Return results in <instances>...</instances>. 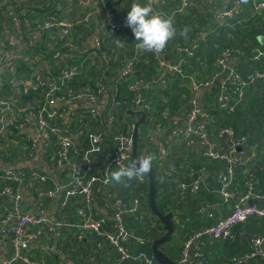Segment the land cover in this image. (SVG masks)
Wrapping results in <instances>:
<instances>
[{
  "label": "built area",
  "instance_id": "built-area-1",
  "mask_svg": "<svg viewBox=\"0 0 264 264\" xmlns=\"http://www.w3.org/2000/svg\"><path fill=\"white\" fill-rule=\"evenodd\" d=\"M15 1L0 0V8H5L6 18L9 21L4 23L0 19V156H5L11 147L17 145V136L29 143L31 156L35 158L42 157L57 141L59 150L55 153L56 163L62 165L64 170L68 171V181L65 184L53 181L52 187L44 193L33 192L28 194L23 187V183L27 178H30L31 181L46 183L48 175L45 172L38 171L32 162L17 164L7 163L0 159V183H2L0 184L2 186L0 187V264H41L45 255L53 247H39L43 229L46 228L48 232L56 234L58 229L64 225L57 214L50 212L44 206L43 201L45 198H58L62 191H65L69 197H81L83 200L85 207L77 209V215L83 219L81 223L76 225L80 231L78 237L80 238V235L85 231H94L105 236L112 247L116 249L118 258L106 264H125L130 259L141 260L142 264H158L152 256L139 254L132 257L120 245V241L127 237L122 226V216L133 214L137 209L138 201L134 200L132 209L123 207L120 200L114 201L112 205L113 220L117 233L102 232L103 218L95 220L91 214L94 201L92 187L100 178H102L104 185L108 184L107 172L102 177L92 174V162L85 154L82 161L77 163L71 162L68 157L69 153L74 150V141L66 134L65 124L70 121L71 117H75L80 123L84 120L83 115L75 113L74 101L81 103L79 110H86V113L93 119H97L104 111V108L102 109L100 105L104 106L105 97H103L102 102L99 101L104 88L97 84V91L83 90L72 98L58 96V92L62 88L65 89L71 81L82 73L86 54L77 62L66 63L67 59L77 57L76 40L73 35L80 36L82 28H89L92 25L87 43L92 50H99L105 41L115 39L114 32L123 28L131 31L130 28L125 26V22L112 21L111 10L119 7L120 0H86L90 4L89 9L84 8L83 2L85 0H78L81 9L71 18L69 17L71 0H34V4L33 1L31 3L37 11H46L43 13V21L36 19L31 23L25 19L26 8H24V2L17 1L19 9L23 8L24 10H19V15L24 21L22 23L18 21ZM148 2L155 5L160 0H149ZM179 2L180 8L177 12H182L192 6L191 0H179ZM252 2L255 12L264 23V0H252ZM228 4L227 9L216 14L215 18L218 21H227L241 12L239 1ZM66 9L69 10L68 13H66ZM204 36L205 34H202V37ZM196 47L197 45H194L192 49ZM185 51L187 52V50ZM141 54L144 56V52L135 47V56L123 59V67L119 73L120 81H126L131 77L133 65L139 60L137 56ZM188 55L191 56L192 52H189ZM261 56H264V54L257 51L250 60L257 61ZM230 59V51H223L216 61L217 65L221 67V71L215 74L210 82L204 84L191 83L193 98L190 102L193 110L184 126L172 130L171 137L174 139L183 136L189 139V142L198 139L202 146H206V157L214 160H225L229 163L227 171L219 176V182L221 194L226 199H233V209L229 215L220 219L216 224L195 231L184 243L181 260L177 264H192V259L203 257L202 248L199 244L200 240L205 238L229 239L232 235V229L236 225L253 216L264 218V208L247 204L248 199L253 198L251 193L238 197L237 200L235 195L227 190L232 181L233 166L244 165L245 161L214 150L206 131L205 119L207 115L197 102L196 95L199 89L220 78L218 105L221 109L232 112L239 100L242 99L244 88L264 79V72L258 69L253 70L245 77L240 76L233 67L229 66ZM157 60L159 69L180 73L181 67L179 64L166 62L163 59ZM19 64L25 66V74L18 73ZM44 75L47 76V80H44ZM20 77L21 79H19ZM159 83L163 82L145 83L136 80L131 84L130 91L137 93L139 90H153ZM7 84L9 90L5 93L4 86ZM26 94H28L27 96L38 94L41 98L36 103H29L30 105L20 107L16 102L22 95ZM114 103L118 102L114 101ZM58 105H63V108L59 110ZM134 106L144 112L150 110L141 95H137ZM60 116H63L64 127L57 129L52 126V123ZM111 116L105 122L106 128L112 123L113 114ZM6 124L15 126L17 133H12L6 127ZM162 129V126L157 124L154 132L160 133ZM219 134L220 136H226L233 148L232 151L241 147L244 142L243 138H234V131L230 128L221 130ZM111 140L116 144V147L108 167H111L114 171L120 166L129 164L133 140L131 134L128 135L121 131L114 134ZM105 142L106 137L103 135L99 133L91 135L92 152H100V145ZM156 146L158 159L161 160L167 154L168 147L161 141H157ZM253 181V178L248 181L250 190H252ZM5 183L7 184L5 185ZM203 185L202 179L197 178L188 184L179 183L177 189L180 193L187 192L191 195H197ZM257 199H264V195L257 197ZM23 205L27 207L26 211L21 210ZM63 206L64 204L61 205V208ZM141 215L138 216L139 220L144 218ZM138 240L141 241V239ZM263 244L264 233L252 239L250 252L243 259L233 260V264H241L242 260H248L255 256L264 259ZM37 247L40 250L39 261L31 259L29 256L30 250ZM98 247L100 248V245ZM191 250L194 252L191 253Z\"/></svg>",
  "mask_w": 264,
  "mask_h": 264
},
{
  "label": "trees",
  "instance_id": "trees-1",
  "mask_svg": "<svg viewBox=\"0 0 264 264\" xmlns=\"http://www.w3.org/2000/svg\"><path fill=\"white\" fill-rule=\"evenodd\" d=\"M17 1L24 2V5H25L24 8H26L25 9L26 10L25 19L29 23H31V21H34L36 19H40V21L44 20L43 13L46 10L37 11L35 9V6L33 7L34 0H31V1L30 0H24V1L16 0L15 5H17V7L15 8V11H16L17 19L20 23H22L24 19L19 15V10H22V11L24 10L23 8L19 9V4H17ZM32 1H33V4L31 3ZM120 1L122 2L124 10H127L129 12L134 0H120ZM234 1L240 2L241 12L233 16L231 19H228L227 21H224V22H220L216 19L218 24H215L214 26L215 28H213V30L211 29L212 30L211 33L209 30H204L201 27L197 26V24L193 25V23H196V22L191 21L190 17H188L186 14L188 13V10H190L191 7L187 8L186 10L182 12H177L178 9L180 8V2H179L178 6L174 9L175 14H174V17L172 18L174 22V26L177 24L186 25L190 23L191 26L189 29L191 30L193 26L195 27V34L197 33L196 34L197 40L192 41L187 44L177 43L176 44L177 47L174 48L177 54V57H176L177 59L175 61L172 62L169 59H165L164 57H162V59L166 62H171L173 64H176L178 63L179 59L186 58V63L182 65V73L180 74L165 73L164 71H159L160 69H159V64L157 60V63L155 65L156 73L154 74L153 77L150 76L149 74L147 77L139 76L136 73V70L138 66L142 64V60H144L145 58H148L149 62H155L153 58V53L145 51L144 56H142L143 53L137 56L139 61L135 62L133 65V73L131 75V79H128L126 81H120L119 73L123 67V59L135 56V41L133 37H131L132 34L129 33L130 34L129 35L127 34L126 31H125L126 33H123L124 31H120L117 34H114V36L116 35L117 38H121L127 41V47H125L126 50L122 49L120 51H117L115 50L113 46H111V48L114 51L112 52V54H110L109 49H108L109 45L106 42L101 46L99 50H92V49L89 50V52L84 57L82 73H80V76L77 77L79 78V81L77 84L79 85L78 88L75 90L71 89V84L72 83L74 84L76 81V78H75L69 84L70 87L67 86L65 89L62 88V90L58 92V96L72 98L83 90L97 91L98 90L97 84H100L104 88V90H106V92H107V89L110 90V92L112 93L110 98L118 103H113L114 101L112 100L113 101L112 102L111 99L108 100V106H107V109L105 110L106 108V101H105L104 106L100 105L102 109L104 108V111L101 113V116L97 117V119H93L88 113H86V110L78 109L81 106V103H78V101H74V107H75L74 109H76L75 113L77 115H83L84 120H82V122L80 123L75 117H71L70 119L71 121L65 124L64 128L67 130L66 134L70 136L73 141L79 137V140H78L79 146H76L73 143L74 150H72L68 155L70 161L75 162V163L80 162L82 161L83 155L85 154L86 156L89 157V159L92 162V166H93L92 174L102 177L103 174L107 172L106 174L109 179L110 172L113 170L111 167H108V163L113 158L115 147H116V144L111 140L109 132L113 125L118 126V124L120 125L121 123L120 121H123V125H121L120 130H118L117 132L121 131L122 133H125L128 135L131 134L132 136L134 124L136 122L133 123L131 119L135 116L128 114L126 111H129V112L135 111L136 108L134 107V102L136 100L137 95H141L145 103L150 108L148 112H145L146 119L144 123L138 128L139 131H138L137 159L140 157V149H141V142H142L141 130L149 123L150 120L153 119V122L156 123L154 127L153 125L149 126V127H153L150 132L154 131V128L157 124H160L162 128H164L165 123L171 120L170 122L171 127L169 129L170 131L169 138L172 140V137H171L172 130L175 128L182 127L183 126L181 125L182 123L185 125L189 115L191 114L193 110V107L190 102L191 99L193 98L191 83L194 82V83L204 84V83L210 82L212 77L221 71V67L217 65L216 61L220 57L221 53L225 50L230 51L231 59L235 57L236 59L241 58V56H245L247 58V61L251 67L244 74L241 73V71H239L235 65H232L229 63V66L233 67L240 76L245 77L250 72L256 69L264 72V56H261L257 61L250 60L251 57H253V55L257 51L262 52L264 54V23L262 22L261 18L255 12L252 0H247L246 3L242 2V0H223V2L227 4L228 3L231 4ZM78 2H79L78 0L70 1L71 3L70 18L73 17L79 9H81V7L78 5ZM250 9L253 12L254 19H252L251 21L243 22L242 20L244 19V16L246 15V11ZM2 15H5L4 19H2ZM0 19L4 23L9 22L8 19L6 18L5 8L3 7L0 8ZM203 32H206V36L204 37L199 35ZM129 37H131L132 42H130ZM194 45H197V47L195 49H192V46ZM127 49L129 51H127ZM179 49H184V51L187 50V52L185 53L179 52ZM165 50H167V47H165ZM115 51H117L118 53ZM189 52H192L191 57H186V55H188ZM98 56L101 57L102 59L104 58L103 62L102 63L100 62V64L97 63ZM179 56H182V57L178 59ZM188 60H189V64H188ZM99 61H100V58H99ZM190 66L197 67L198 69H206L208 67L210 68L211 73L204 79L197 80V79H194L192 75L185 74L184 68H187ZM18 73H24V74L26 73V68L23 64H19ZM161 75H164V76L162 77ZM19 79H21V77ZM44 80H47L46 75H44ZM136 80H141L145 83H154L157 81H162L163 84L166 83L165 84L166 87L170 86L169 90H166V92L170 95L173 94V97H172L173 104L182 105L183 101H187L186 117L181 120V118L178 119L179 117L176 118V116H169L167 113H164L163 110L166 107L170 108L171 103H166V104L162 103V100L160 99L159 96L155 95L152 97V101L149 100L150 95L157 93V92H153L155 91V89L139 90L137 93L135 92L129 93L128 88H130L131 84ZM181 80L188 84L186 88L184 85H182L183 82ZM219 80L220 78L216 79L212 84L206 87H201L196 96H197L198 104L203 109L201 110L204 111L207 115V118L205 119L206 131L208 134L209 142L214 147V150L220 151L225 154L231 151L232 156L241 157V159L245 161V166L243 165L233 166V175L236 176V179L234 182H231L227 190L235 194L236 187L238 185L237 183L238 178H240V185H241V167L247 169L248 164L252 161L254 162L256 160V156L261 151L260 145L257 144L255 141H253L252 138L247 137L246 132L249 129L247 127H241V125L250 126L253 123V120L256 121L257 118H262V119L264 118V114H262L261 116L260 109L256 105V102L258 100H261L264 102V95L260 94L257 97H255L253 100H251L249 102L247 112L245 113L241 112V106L245 100V97H242L243 100L241 99L239 100V103L234 107L232 112H228L226 110L221 109L218 105V97L220 94ZM257 83L244 88L243 96L245 95V91L249 88V97L251 99L254 91L258 89H262L264 87V79ZM160 84L162 83L157 84V86ZM81 85L84 87H88V88L79 89ZM4 89H5L4 91L5 93L9 90L8 84L4 86ZM185 89H188V90H185ZM189 90H190V96L188 94ZM211 90L214 92L215 100L209 108H206L204 104L202 103V101H200V96L202 95V93L211 92ZM148 91H150V93L147 94ZM146 94L149 96V98H146ZM27 95L28 94L22 95L19 98V100L16 102V104L19 105L20 107H23L26 105H30L29 103H36L41 98V96H38L37 94L34 96H27ZM182 96H184V98ZM102 100H103V97L101 95L99 98V101L102 102ZM114 104L116 107H118L116 110L117 115H116V118L112 119V123L110 124V126L108 125L107 126L108 128H106L105 122L107 121L109 117H112L110 113V108L114 106ZM122 107L124 108L122 109ZM255 109H258V110L255 112ZM152 110L154 113L153 116H152ZM240 115L241 117L247 116L250 119L246 121H243V120L238 121V118L240 117ZM200 121H202V119H200ZM214 124H218L220 126L216 128V132L215 130H213ZM211 128H212L211 131H214L215 133H217L218 136H220L219 133L221 130L227 129V128L232 129L234 131V138L244 139V142L241 146V152L239 154H236L232 151L233 149L230 148L231 144L229 140L226 138V136H220L219 138L222 139L223 137L227 139L226 144L229 145V147L221 148V147L216 146L215 143L210 139V133H211L210 129ZM96 133H99L103 135L104 137H106V142L100 145V152H92L91 135H94ZM157 134L158 133L153 132V135L152 136L150 135V140L153 143V146L156 152V155H154L155 160L153 162L154 177L156 181H158L157 174H156V167L159 165L160 167L163 166L162 164L164 162L165 156L167 155L166 154L161 160L158 159V155H157L158 150H157L156 143L157 141H160V140L156 138ZM16 140L18 141L17 145L11 147L10 151L7 152L5 156H0V159L7 163L29 164L30 162H32L34 164L35 159L34 157L31 156V150H30L29 143L26 142L25 140H22L19 136L16 137ZM161 142H164V141H161ZM187 142L188 144H191V145L194 143H199L200 145L202 144L200 143L198 139H193L192 142H189V139H187L186 143ZM164 143L167 145L166 142ZM255 146H256V150H255ZM79 147L81 149H79ZM253 148H254V151H251V149ZM248 149H250L249 151L250 153L245 151ZM50 150H51V147L46 151L44 155H46ZM58 150H59V145L57 146L56 152ZM205 151H206V146L203 147L204 157H206ZM74 154H78L76 157L77 159L73 157ZM247 156H249L248 157L249 159L252 158L253 156L254 157L250 161L249 159L247 161ZM215 161L222 162L223 164L217 172L216 178L218 181L221 173H225L227 171L228 163L226 161H221V160H215ZM190 169L191 170H190V173H188L187 181H182L179 183L188 184V183L193 182L195 179L199 177L203 179L204 181L203 176L199 174V170H196L195 168H192V167H190ZM195 170L197 171V173ZM253 175H254V172L249 171L245 175V177H249ZM26 181H31V180L30 178H27ZM6 184L7 183H5V185ZM203 184H205V182H203ZM127 188L128 189H126L125 187H122L121 185L116 184L115 182H109L108 184L104 185L102 178H100V180L95 182L92 187L93 194H94V201L92 204V215L95 220L103 218L104 222L102 224L103 225L102 232L105 231L106 233L116 234L117 230L114 228L115 223L113 220L114 211L112 209V205L114 201H117V200L122 201L123 207H126L128 209H132L134 200L138 201L137 209L133 214H131L130 216H128V214H125L122 216V226H123L125 233L127 234V237L126 239L120 241V245L124 249H126L132 257H136L139 254H144L150 257L152 256V253H151L152 241L162 237L164 235V231L158 219L150 212L148 208V182H147L146 175L141 181H136V180L131 181L130 186ZM201 189H202V186L197 195H191L190 193H187V192L180 193L179 190L177 189V195H178L177 199H182V200L183 199L185 200L186 198L191 199L195 205L194 206L195 213H197V211H201L200 215L198 216L201 218L202 216L206 217V219H203V222L200 224V226L196 230L192 231L191 233L190 232L186 233L185 231L186 229L185 230L180 229L181 228L180 225L183 222V216H181L180 219L178 218L179 220H177V224L175 225V228L177 231L176 232L174 231V233L169 237V239L159 247V249L169 259H171L172 261H175L176 263H178L181 260V253L183 250L184 243L189 239V237L195 231L210 227L216 224L220 220L218 219L217 221L214 222L213 219H209L211 218L209 216L213 214V211L209 209L210 201L212 200L213 195H210L208 194L209 192H204ZM220 190H221V187H220ZM216 193L218 194V197H221L222 199H224L221 193L220 194L219 192H216ZM263 195H264V192L256 196H253L252 199H255V201L264 202V199H257V197H260ZM98 197H101L102 199V203H103L102 208L105 210L104 213H102V211L98 209V206H97ZM235 198L238 200V197H235ZM79 200H80V197H78L76 201H79ZM155 202L161 213L163 214L171 213L170 209L167 210L158 204L157 190L155 194ZM250 205L256 206L258 208H264V204L261 206L257 204H250ZM84 207H85L84 203H82L81 205H77L76 208L82 209ZM229 207L231 208L230 209V212H231V210L233 209V204H229ZM141 214L143 215L144 218L142 220H139L138 216ZM146 215H148L149 217H147ZM149 218L152 220L147 221V219ZM207 218L209 220H207ZM152 221H155V225L150 223ZM145 222H147L146 227L142 228L139 223L145 224ZM79 223H81L80 218H79L78 224ZM250 224H254V225L259 224V230H257L255 234L248 236V239L243 242V244L245 245V248L243 249V251H241V247L238 245L237 239L241 240V234L242 233L247 234L249 232L248 226ZM76 230L77 231L75 234V239L72 241L73 245L70 248L71 251L73 252H75L78 248L81 247V244H83V240L78 237L80 234V231L78 228H76ZM263 233H264V218L258 217V216L250 217L245 222L236 225L232 229V235H231V238L229 239H222V238L206 239L205 238V239L200 240L199 244L202 248L203 257L201 259H198V258L192 259V264H233V260L243 259L244 256L250 252L252 239L263 235ZM57 234L59 235L58 231L56 232L54 236V241L53 240L51 241V242H55L56 244V245L54 244V246L52 247V254L48 256L46 259H43L41 264H61L60 262L61 257L59 254L65 250H62L59 247V249L61 250L60 251L58 250V248H56V246H58V241L57 239H55L58 237V236L56 237ZM85 234H89L92 237V239L95 238V240L92 243V246L90 245L88 246L89 250L87 251V254H89V252L91 255L95 254L94 255V259H95V256L97 255L98 257V255L100 254L99 253L100 249L104 248L105 246L107 250H105L104 252L110 253V256H111V252L110 250H108L110 249L109 248L110 241L105 236L99 235L94 231H85L84 235ZM78 239H81L82 241H79ZM138 239H141V241H139ZM217 244H219L224 249L227 248L229 253L222 258L217 257V261H215V259L211 256L210 252L212 251L213 246H216ZM98 245H100V248L98 247ZM262 248L264 251V244ZM68 251L70 252V250ZM111 251H112V256H113L111 258L112 259L118 258V255H117L118 253L116 252V249L114 247H112ZM192 252L194 251L191 250V253ZM63 254L66 255L65 252H63ZM72 257L73 259L75 258L74 256ZM30 258L31 259L34 258L33 254L30 256ZM254 259L260 260L262 261V264H264V259L259 256H255L248 260H242L241 264H247L248 262ZM67 262L69 263L71 262L70 264H74L72 261L67 260ZM98 263H99V259L97 262L96 260H94V264H98ZM142 263L143 262L141 260H133V259H130L125 262V264H142Z\"/></svg>",
  "mask_w": 264,
  "mask_h": 264
},
{
  "label": "crops",
  "instance_id": "crops-1",
  "mask_svg": "<svg viewBox=\"0 0 264 264\" xmlns=\"http://www.w3.org/2000/svg\"><path fill=\"white\" fill-rule=\"evenodd\" d=\"M148 1L149 0H134L133 3L138 2L141 5H148V4H150ZM191 1H192V6H191L190 10H188V13H186L187 16L190 17L191 21L196 22V23H193V25L197 24V26L201 27L202 29L209 30L210 33L213 30V28H215L214 27L215 24H218V22L216 21V18H215L216 14L219 11L227 9L229 6V4H225L224 3L225 1L223 2V0H191ZM178 4H179V0H160L159 3H157L155 5H152V4H150V5L153 7L154 11L163 14L166 18L172 19L174 17V14H175L174 9L178 6ZM111 12H112V21L113 22H119V21L125 22L128 11L124 10V7H123L121 1H120L119 9L117 8L115 10H111ZM30 16H31V14H30ZM4 18H5V15H2V19H4ZM252 19H254L253 18V12L250 9V10L246 11V15L244 16V19L242 21L246 22V21H251ZM189 24H186V25L177 24V25H175L174 27L176 28L177 34L173 39H171L167 43V46H166L167 50L164 49L160 54H156V55L153 54V58H154L155 62H149L148 58H145L144 60H142V64L140 66H138L136 73L141 77H147L148 74L153 77L154 74L156 73L155 72L156 71L155 65L157 63V59H162V57H164L165 59H169L172 62L175 61L177 59L176 58L177 54H176V51L174 50V48L177 47L176 46L177 43H186L187 44V43H190L192 41L197 40V37H196L197 33L195 34V27L193 26L192 29L190 30L189 28H190L191 24L190 25ZM203 27H205V28H203ZM91 29H92V25L89 28H86V27L82 28L80 31L81 32L80 36H78L76 34L73 35V37L76 40L77 57L74 59H67L66 63H70L72 61L77 62V61L81 60L83 58V56L85 54H87L89 52V50H91L90 46L87 43V38L89 36V33L91 32ZM185 29H187L186 36H181L180 32L185 30ZM120 31H124L123 33L127 32V34H129V33L132 34V32L128 31L126 28L120 29L119 31L114 32L113 34H117ZM202 34H205V36H206V32H203L199 35L202 36ZM114 37H115L114 40H119L122 42V44L117 46V44L114 42V40L105 41L109 45V47H108L109 53L112 54V52L114 51L111 48V46H113L115 48V50H117V51H120L122 49L126 50L125 47H127V41L124 39H121V38H117L116 35ZM131 37H133V34ZM131 37H129L130 42H132ZM261 43H262V41H261ZM117 51H115V52H117ZM127 51H129V50L127 49ZM167 52H168V54H167ZM179 52L185 53L186 51H184L183 49H179ZM244 55H246V54H244ZM156 57H157V59H156ZM181 57L182 56H179L178 59ZM186 57H191V56L186 55ZM99 58H100V61H99ZM103 59L98 56L97 57V60H98L97 63H99V64H100V62L102 63ZM189 60H188V64H189ZM93 63H94V61H93ZM185 63H186V58H181V59H179L178 63H176V64H179L181 67L180 73H182V65H184ZM230 64L235 65L236 68L239 71H241V73H243V74L246 73L251 67L245 56H241V58H237V59H236V57L233 59H230ZM159 71H164L165 73H173V72L167 71L166 69H160ZM184 72H185V74L192 75L194 79L202 80L211 73V70L208 67L206 69H198L197 67L190 66V67L184 68ZM180 73H178V74H180ZM161 76L163 77L164 75H161ZM161 76H159V77H161ZM129 79H131V77ZM78 81H79V78H76L75 83L71 84L72 90H75L78 88V86H79V85H77ZM182 82H183L182 85H184L186 88L188 86V84L184 81H182ZM69 84H68V86H69ZM80 84H81V82H80ZM162 84L158 85L155 88V91H153V92H157V93L150 95V98L147 95L148 93H150V91H148L146 94V98H149V100L152 101L153 96H155V95L159 96L160 99L162 100V103H164V104L171 103L170 108L166 107L163 110L164 113H167L169 116H176V118L179 117L178 119L181 118V120L184 119L186 117V113H187V104H186L187 101H183L182 105L173 104V102H172L173 94L170 95L166 92V90H169L170 86L166 87V85H165L166 83H164L163 85ZM86 88H88V87H84L82 85L79 87V89H86ZM185 90H188V89H185ZM128 92L132 93L130 91V88H128ZM188 94L190 96V90H189ZM260 94L264 95V87L262 89H258L256 91H254L253 96L250 99L249 88H248L245 91V95L243 96V97H245V100L242 103L241 112H243V113L247 112L249 102ZM111 95H112V93L108 89H107V92H106V90H103V92H102V97H105L106 107L108 106V100L111 99L110 98ZM182 97L184 98V96H182ZM112 100L113 99H111V101ZM214 100H215V97H214V92L212 90L209 93H207V92L202 93V95L200 96V101H202V103L204 104V106L206 108H209L212 105V103L214 102ZM241 100H243V98ZM183 104H184V106H183ZM256 105L260 109L261 116H262V114H264V102L261 100H258L256 102ZM115 107L116 106L114 104V106H112L110 108L111 114H112ZM58 108H59V110L62 109L63 105H58ZM123 108L124 107H122V109ZM105 110H106V108H105ZM257 110L258 109H255V112ZM138 111H141V110L136 108L135 111H132V112L126 111L128 114L135 116L131 119L133 121V123H135L139 119V116L134 113V112H138ZM116 112L117 111H115V114H116ZM153 115H154V113L152 110V116ZM62 118H63V116L58 117L52 126L56 127L57 129H62L64 127V119H62ZM249 119L250 118L247 116L241 117V115H240V117L238 118V121L239 120L246 121ZM120 122H121L120 125L118 124V126L117 125L116 126L113 125L114 127L112 126V128L109 132L110 133L109 135L111 138L113 137L114 134L119 133L117 131L120 130L121 125H123V121H120ZM170 122H171V120L167 121L165 123L162 131L156 135V138H158L160 141L166 142L167 147H168L167 155L165 156L164 162L162 164L163 166L160 167V165H159L156 167V174H157V179H158V181H157L158 184H157V188H156L157 193H158V204L167 210L168 209L171 210V213L173 214V216H172L173 222L175 225L177 224V220H179L180 217L183 216V222L180 225V227H181L180 229H184V230L186 229L185 230L186 233H188V232L191 233L192 231L196 230L200 226V224L203 222V219H206V217L202 216V218H201L198 216V215H200L201 211H197V213H195V209H194L195 205L191 199H187V198H186L187 200L186 199L185 200L184 199L183 200L177 199V197H178L177 185L179 182L187 181L188 173H190V170H191L190 167L195 168L196 170H199V174H201L204 178V181H203V179H202V181L205 182V184L202 186L201 190L204 192H209L208 194L213 195L212 200L210 201V205H209V209L213 211V214H211L209 216L211 218L208 217L209 219H213V221L215 222L218 219H221L222 217L228 215L230 213V209H231L229 207V204H233L234 202H233V199H226L221 194L224 197V199H222L221 197H218V194L216 193V192H219V194L221 193L220 192V182H219V179L217 181L216 176H217L218 170L223 165L222 162L215 161L214 159L211 160V158L209 159L208 157L207 158L204 157L203 156V147L204 146L200 145L199 143H194L192 145L188 144V142L186 143L187 139L183 136L177 137V138H174L171 140L169 138V132H170L169 129L171 127ZM155 124L156 123L153 122V119H152L141 130L142 142H141L140 156H146L149 154L156 155L155 148L153 146V143L150 140V135L152 136L153 132H154V131H152V132H150V131L154 127ZM150 125H153V127H149ZM181 125L184 126L183 123ZM241 127H247L249 129L246 132L247 137L252 138L253 141H255L257 144H259L261 147V151L256 156V160L254 162L252 161L253 163L250 162L248 164L247 169L241 167V185H240V178H238L237 179L238 185L236 187V192L234 195H235V197H239V196L242 197L243 195H248L249 193H251V195L256 196V195L264 192V118L263 119L257 118L256 121L253 120V123L250 126L241 125ZM211 130H212V128L210 129V132H211L210 133V139L215 143L216 146L221 147V148L229 147V145L226 144L227 139H225L223 137H222V139L219 138L220 136H218L217 133H215L214 131H211ZM138 131H139V129H138ZM78 140H79V137L74 140V144L76 146H79ZM56 145H57V141H55V143H53L51 150L46 155H44L42 158L41 157H39V158L34 157L35 158V162H34L35 168L40 172L41 171L45 172V174L48 175L47 176L48 180L46 183H41L38 181H26L25 180L23 183V187L28 194H31L33 192L44 193L47 189L52 187L53 181H56L58 183H63V184H65L68 181V177H67L68 171L64 170V167L62 165L56 163V155H55L56 150H57ZM230 148L233 149L231 146H230ZM79 149H81V148L79 147ZM237 149H239V150H237ZM237 149H235L233 152L236 154H239L241 152V147H238ZM255 150H256V146H255ZM245 151L249 152L250 149L245 150ZM251 151H254V148L251 149ZM226 154L232 156L231 151L226 153ZM246 154H248V153H246ZM77 155L78 154H74L73 157L75 159H77L76 158ZM233 157L241 159V157H237V156H233ZM248 157L249 156H247V159H249ZM252 158H250L249 161ZM241 160L244 161L243 159H241ZM221 161H225V160H221ZM228 166H229V163H228ZM243 166H245V164ZM249 171H251V172L253 171L254 175L249 176L250 178L245 177V175ZM196 173H197V171H196ZM248 178L249 179L254 178V181L252 183L253 184L252 190L249 189V186H248L249 179ZM235 179H236V176L233 175L231 182H234ZM0 184H2V183H0ZM126 189H128V188H126ZM77 198L78 197H75V198L69 197L65 193V191H62L58 198H45L43 201L44 206L50 212L57 214L58 217L62 219L63 224H64L60 229H58L59 235L57 238H55L58 241V246H56V248H58V250H60L59 249V247H60L62 250H65L63 252L66 253V255L63 254V252L59 254L61 257V260H60L61 264H70L71 262L69 263V262H67V260L72 261L74 264H94V260H96V262H97L98 259H99L98 264H106L108 262H112L113 259L111 257H113V256H112V251H111L112 250L111 244L109 245L110 249H108L111 252V256H110V253L107 254L104 252L105 250H107L105 248V246H104V248L100 249V252H99L100 254L98 255V257L96 255L95 259H94L95 254L91 255L90 252H89V254H87V251L89 250L88 246L89 245L92 246V243L95 240V238L92 239V237L89 234L84 235V233H82L80 235V238L83 240V244H81V247L77 249L78 251L77 250L75 252L71 251L70 248L73 245L72 241L75 239V234L77 231L76 225L79 222V218H80V222H82V220H83L82 217L77 215V212H76L77 205H81L83 203V200L80 197V200L76 201ZM97 203H98V205H97L98 209H100L102 211V213H104L105 210L102 208L103 203H102L101 197H98ZM247 203L257 204L260 206L264 204V202L255 201V199H252V198H251V200L248 199ZM62 204H64V206L61 208ZM91 214H92V210H91ZM146 216L149 217L148 215H146ZM92 217H93V215H92ZM208 218H207V220H209ZM150 220H152V219H150V218L147 219V221H150ZM150 223L155 225V221H152ZM139 224L142 228H144V227H146L147 222H145V224H142V223H139ZM248 230H249V232L247 234H244V233L241 234V240L237 239L238 240L237 243L241 247V251H243V249L245 248V245L243 244V242L248 239V236L255 234L257 232V230H259V224H256V225L250 224L248 226ZM176 231L177 230L175 228V232ZM54 236H55V233H50L46 229H44L42 234H41V237H40L39 247L41 248L43 246H47V247L48 246L49 247L54 246L55 242H51L52 240L54 241ZM81 239H78V240L82 241ZM240 243H241V245H240ZM68 250H70V252ZM71 252H73V253H71ZM228 253H229L228 249L222 248L219 244H217L216 246H213V249L210 252L211 256L215 259V261H217V257L222 258V257L226 256ZM32 254L34 256L33 260H36V261L40 260L39 259L40 250L38 247L30 250L29 256H31ZM51 254H52V250L49 251L45 255L44 259H46ZM72 256H74L75 258L73 259ZM85 256H87V257H85ZM254 260L248 262L247 264H262V261H260V260L254 261Z\"/></svg>",
  "mask_w": 264,
  "mask_h": 264
},
{
  "label": "clouds",
  "instance_id": "clouds-1",
  "mask_svg": "<svg viewBox=\"0 0 264 264\" xmlns=\"http://www.w3.org/2000/svg\"><path fill=\"white\" fill-rule=\"evenodd\" d=\"M242 2L246 3L247 0H242ZM125 26L133 33L136 41L135 47L142 52L153 54H160L177 34L171 18H166L163 14L154 11L150 4L141 5L138 2L131 5L125 19ZM186 34L187 29L180 32L181 36H186ZM114 42L117 46L122 44L119 40H114ZM154 159V154H149L140 156L126 166L118 167L117 170L110 172L109 182H115L127 188L131 181L143 180L144 176L150 173Z\"/></svg>",
  "mask_w": 264,
  "mask_h": 264
},
{
  "label": "water",
  "instance_id": "water-1",
  "mask_svg": "<svg viewBox=\"0 0 264 264\" xmlns=\"http://www.w3.org/2000/svg\"><path fill=\"white\" fill-rule=\"evenodd\" d=\"M118 107H115L112 114L113 117L116 118L115 111ZM135 114L139 115V119L134 124L133 128V134H132V140H133V148H132V154L129 160V163L133 160L137 159L138 154V128L141 126L145 119L146 114L143 111L134 112ZM6 127L14 134L17 133V128L13 125L6 124ZM239 150V149H237ZM147 182H148V208L150 212L158 219L159 223L162 226V229L164 231V235L158 239H155L151 243V253L153 258L158 262V264H177L175 261H172L169 259L160 249L159 247L164 244L169 237L174 233L175 231V224L173 222V214L167 213L163 214L158 209V206L155 202V194H156V188H157V181L154 177V169L152 164V169L150 173L146 175ZM250 205V203H248ZM26 206H21L22 211H26Z\"/></svg>",
  "mask_w": 264,
  "mask_h": 264
},
{
  "label": "rangeland",
  "instance_id": "rangeland-1",
  "mask_svg": "<svg viewBox=\"0 0 264 264\" xmlns=\"http://www.w3.org/2000/svg\"><path fill=\"white\" fill-rule=\"evenodd\" d=\"M83 5H84V8L85 9H89V7H90V4L88 3V1H84L83 2ZM67 7V5L65 6V8ZM69 12V10L68 9H66V13H68ZM105 51H106V49H105ZM217 127H220L218 124H214V128H213V130H215V132H216V128Z\"/></svg>",
  "mask_w": 264,
  "mask_h": 264
}]
</instances>
